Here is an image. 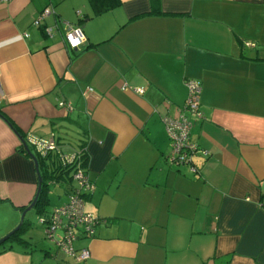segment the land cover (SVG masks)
Listing matches in <instances>:
<instances>
[{
    "label": "crops",
    "instance_id": "obj_1",
    "mask_svg": "<svg viewBox=\"0 0 264 264\" xmlns=\"http://www.w3.org/2000/svg\"><path fill=\"white\" fill-rule=\"evenodd\" d=\"M188 79L201 119L184 107ZM184 113L197 173L168 158L164 119ZM30 136L86 147L84 201L101 222L76 241L85 260L26 229L0 264H264V0H121L100 14L89 0H0V236L37 190Z\"/></svg>",
    "mask_w": 264,
    "mask_h": 264
},
{
    "label": "built area",
    "instance_id": "obj_2",
    "mask_svg": "<svg viewBox=\"0 0 264 264\" xmlns=\"http://www.w3.org/2000/svg\"><path fill=\"white\" fill-rule=\"evenodd\" d=\"M8 1V0H2ZM51 8H45L37 19L33 21L35 25L39 24L40 19L51 14ZM79 13V11H77ZM53 28L45 27V33L50 36ZM64 39L71 48H77L86 41L83 29L79 25L66 24L64 30ZM187 97L185 109L194 114L199 119L202 118L200 110V95L201 86L193 79L186 80ZM140 91V90H139ZM59 106L63 107L66 112L72 110V106L65 103L63 100L58 102ZM193 120L184 114H179L176 117H166L164 126L170 138L171 150L168 158L176 163L188 165L190 171L197 173L198 170L193 163L194 154L199 152L198 146L190 141V130L193 126ZM28 143L39 154L46 156L50 153H57L58 157L64 164L74 163V179L77 181V187L71 191L67 200L60 206L54 207L47 217H40L39 222L43 225V231L47 238L56 242L58 248L67 255L73 256L76 260H85L90 257V250L87 247H80L79 250L75 247V240L78 237V232L85 234H93L95 224L98 217L84 208L82 198L83 192H91L94 185L90 181L89 176L83 171L79 160V153L72 151L66 153L61 150L60 145L54 138L42 139L30 136ZM207 155V151H203ZM61 233L59 238L57 234Z\"/></svg>",
    "mask_w": 264,
    "mask_h": 264
},
{
    "label": "trees",
    "instance_id": "obj_3",
    "mask_svg": "<svg viewBox=\"0 0 264 264\" xmlns=\"http://www.w3.org/2000/svg\"><path fill=\"white\" fill-rule=\"evenodd\" d=\"M89 2L91 3L93 13L94 14H100L102 12H105V11L111 9L115 5L119 4L121 2V0H89ZM21 150H24V148L22 146H21ZM61 150L64 151L62 149V147H61ZM74 151L79 153V160H80L81 166L83 168V171L89 176L87 168L85 166V163L87 160L86 147L84 145H80L79 149L74 150ZM34 154L36 155V157L38 159L39 170H40V174L42 176V182H41V189H40V192L38 195V199H37L36 204L33 208L37 212H42L46 209V205L48 204V201H49L48 189L52 184H54V185H67V187H69L67 189V198H68V195L71 193V191L77 187V181L74 179V168H75V166H74V163H72V164L62 163V161L58 157L57 153H54V152L50 153L46 156H43L34 150ZM90 181H91V179H90ZM92 184L94 185L93 182H92ZM92 192L93 191L83 192V194H82L83 201L85 200V196L91 194ZM84 203H85V201H84ZM25 207L26 206H24L22 209H24ZM50 211H47L45 217L48 216ZM100 222H101V219L98 217L97 223L95 224V227ZM27 226H28V223L24 219V221H23L22 225L19 227V229L14 231L10 235L8 240H12V239L18 240L20 238V235H22L24 229L27 228ZM93 234H91V235H93ZM91 235L85 234L83 232L82 233L78 232V237L75 240L76 249L77 250L80 249V247L76 246V241L80 238V236L87 237V236H91ZM6 242H7V240L3 243H0V247H1L0 252H3L6 249H10L12 247V243L6 244ZM20 242H25V241H23L21 239ZM77 261H82V260H77Z\"/></svg>",
    "mask_w": 264,
    "mask_h": 264
},
{
    "label": "rangeland",
    "instance_id": "obj_4",
    "mask_svg": "<svg viewBox=\"0 0 264 264\" xmlns=\"http://www.w3.org/2000/svg\"><path fill=\"white\" fill-rule=\"evenodd\" d=\"M94 189H95V187H94ZM94 189H93V191H94ZM63 191L64 190H63V187L62 186H58V185L56 186V185L52 184L49 187V189H48L49 201H48V204L46 205V209L44 211H42V212H37L34 208H32V209H30L27 212V215H25V218L24 219L28 223V227L26 229L29 230L25 236L26 237H29V236L35 237L36 238L35 241H37L36 243H38V241H39V244L37 245V248H39V249L40 248H44V247H42L43 244H40L41 243L40 240H41V241L44 242V245H46V247L49 246L52 249V252H55L56 251V248H57L56 242L53 241V240H51V239H49V238H47L44 235L43 226L40 224L39 219H40V217H43L44 218L46 216L47 211H50V209H52V208L58 206L60 203L64 202L65 197L63 196L64 195V192ZM59 194L60 195L62 194L61 195V198L58 197ZM98 206H99V204H98V200H96V198L93 201H88V202H85L84 203L85 210L87 212L92 213L95 216H97V212L99 211L98 208H97ZM20 216H21V214H20ZM20 216H19L18 222L20 221ZM18 222L16 224H18ZM14 227L15 226H13V228ZM26 229H24V230H26ZM6 233H8V231ZM5 234H2L0 236V238L2 236H4ZM60 235H61V233L59 232L57 234V238H59ZM35 241H33V242H35ZM14 242H16V240H14V239L8 240L7 239L6 244L12 243V244L16 245V243H14ZM18 246L19 247H23L21 245H18ZM39 249H34V251H33L37 256H39V254L42 255V252L41 251H37ZM37 256H35V257H37Z\"/></svg>",
    "mask_w": 264,
    "mask_h": 264
},
{
    "label": "water",
    "instance_id": "obj_5",
    "mask_svg": "<svg viewBox=\"0 0 264 264\" xmlns=\"http://www.w3.org/2000/svg\"><path fill=\"white\" fill-rule=\"evenodd\" d=\"M22 143H23V147L26 150L27 154L30 156V158L34 162L35 171H36V174H37V190H36V193H35L33 199L31 200V202L22 211L21 216H20V221L17 224V226H15V228L13 230H11L10 232H8L5 236L0 238V243H2L5 240H7L14 231L19 229V227L22 225V223L24 221L26 213L35 206L36 201L38 199V195H39L40 189H41L42 176H41L40 170H39L38 159H37L36 155L31 151V149L29 148V146L26 143V141L23 140Z\"/></svg>",
    "mask_w": 264,
    "mask_h": 264
}]
</instances>
